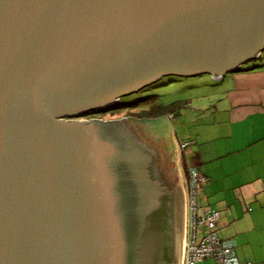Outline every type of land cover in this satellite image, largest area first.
Here are the masks:
<instances>
[{
	"label": "water",
	"instance_id": "water-1",
	"mask_svg": "<svg viewBox=\"0 0 264 264\" xmlns=\"http://www.w3.org/2000/svg\"><path fill=\"white\" fill-rule=\"evenodd\" d=\"M263 51L264 0H0V264H183L178 180L81 117Z\"/></svg>",
	"mask_w": 264,
	"mask_h": 264
},
{
	"label": "crops",
	"instance_id": "crops-1",
	"mask_svg": "<svg viewBox=\"0 0 264 264\" xmlns=\"http://www.w3.org/2000/svg\"><path fill=\"white\" fill-rule=\"evenodd\" d=\"M213 81L217 92L210 118L188 119L193 131L181 133L179 149L183 156L181 165L177 164L180 182L186 197L185 166L194 165L203 172L208 182L199 212L207 206L221 212L216 230L222 238L236 241L241 264H264V63L243 65L242 70ZM180 105L178 113L165 117L182 115V108H189L190 102L185 100ZM187 224L188 213L185 231Z\"/></svg>",
	"mask_w": 264,
	"mask_h": 264
},
{
	"label": "rangeland",
	"instance_id": "rangeland-1",
	"mask_svg": "<svg viewBox=\"0 0 264 264\" xmlns=\"http://www.w3.org/2000/svg\"><path fill=\"white\" fill-rule=\"evenodd\" d=\"M264 63V53L257 59L250 60L244 64V68L249 65H262ZM216 81L211 74H203L195 77H183L176 75L164 76L162 79L154 82L152 86L142 91L129 94L123 97L124 102L134 100L147 94H157L150 99L142 102L138 106L119 105L111 110H100L94 112L95 118L102 120L122 119L128 121L134 127L138 136L150 145L147 148L149 154V169L153 173H167L173 175L181 185L182 205L184 218L188 213L187 196L185 197V187L180 182V173L177 170V164L181 165L183 154L180 152L179 143L181 142V133L184 131H193L191 120H208L210 118L211 103H213ZM190 102L189 108H182V115L170 119L163 116L147 119H135L134 114L142 108L153 105H169L173 102L181 104L184 101ZM206 108V109H205ZM198 110V111H197ZM199 112V113H197ZM196 115V116H195ZM88 115L81 117L86 120ZM180 139V141H179ZM166 143V144H165ZM165 144V145H164ZM170 148L168 153L164 148ZM204 196H199L198 202L202 205L205 202ZM184 225V224H183ZM183 245L185 239V227L183 228ZM200 264V263H198Z\"/></svg>",
	"mask_w": 264,
	"mask_h": 264
},
{
	"label": "built area",
	"instance_id": "built-area-1",
	"mask_svg": "<svg viewBox=\"0 0 264 264\" xmlns=\"http://www.w3.org/2000/svg\"><path fill=\"white\" fill-rule=\"evenodd\" d=\"M182 146H187V143ZM207 182L206 175L196 166L188 167V224L183 245V264H241L236 241L222 238L216 230L221 212L209 206L199 212L198 198Z\"/></svg>",
	"mask_w": 264,
	"mask_h": 264
},
{
	"label": "trees",
	"instance_id": "trees-1",
	"mask_svg": "<svg viewBox=\"0 0 264 264\" xmlns=\"http://www.w3.org/2000/svg\"><path fill=\"white\" fill-rule=\"evenodd\" d=\"M263 54V53H262ZM243 67V66H242ZM243 69V68H242ZM154 83L152 84H148V85H145L142 89H140L139 91H142L146 88H149L150 86H152ZM138 91V92H139ZM136 93V92H135ZM157 94H147V95H144V96H141V97H138L134 100H131V101H128V102H124L123 101V97L122 96L120 98V100L118 101V103H116L114 106L108 108L107 110H111L113 108H116L118 107L119 105H122L124 104L125 106H138V105H141L142 102H144L145 100L147 99H150L152 98L153 96H155ZM127 96V95H125ZM182 104V103H181ZM182 105H180L179 103L177 102H173L169 105H153V106H150V107H147V108H142L141 110L137 111L134 116L135 119H147V118H155V117H159V116H164V115H169L171 114V116L174 115V113H178V109L181 107ZM94 112L96 111H90L88 113H86L85 115H88L89 116H95ZM190 166V165H189ZM188 166V167H189ZM188 167L185 166V168L187 169L188 171ZM207 177V176H206ZM208 180V179H207Z\"/></svg>",
	"mask_w": 264,
	"mask_h": 264
},
{
	"label": "flooded vegetation",
	"instance_id": "flooded-vegetation-1",
	"mask_svg": "<svg viewBox=\"0 0 264 264\" xmlns=\"http://www.w3.org/2000/svg\"><path fill=\"white\" fill-rule=\"evenodd\" d=\"M96 116H89V117H87V119H92V118H95ZM96 119H98V118H96ZM100 119V118H99Z\"/></svg>",
	"mask_w": 264,
	"mask_h": 264
},
{
	"label": "bare ground",
	"instance_id": "bare-ground-1",
	"mask_svg": "<svg viewBox=\"0 0 264 264\" xmlns=\"http://www.w3.org/2000/svg\"><path fill=\"white\" fill-rule=\"evenodd\" d=\"M121 144H123V143H121ZM123 145H125V144H123ZM126 146H128V145H126ZM128 147L131 148L132 150H134L136 152V150L133 149L132 146H128Z\"/></svg>",
	"mask_w": 264,
	"mask_h": 264
}]
</instances>
